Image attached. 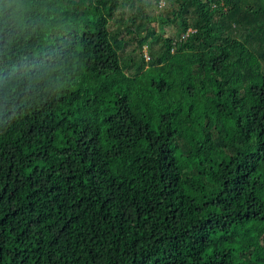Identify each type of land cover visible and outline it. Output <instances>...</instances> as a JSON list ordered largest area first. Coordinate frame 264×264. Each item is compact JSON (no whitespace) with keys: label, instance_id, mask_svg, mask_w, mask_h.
<instances>
[{"label":"trees","instance_id":"1","mask_svg":"<svg viewBox=\"0 0 264 264\" xmlns=\"http://www.w3.org/2000/svg\"><path fill=\"white\" fill-rule=\"evenodd\" d=\"M160 1L36 0L66 63L0 110V264H264V0Z\"/></svg>","mask_w":264,"mask_h":264},{"label":"clouds","instance_id":"2","mask_svg":"<svg viewBox=\"0 0 264 264\" xmlns=\"http://www.w3.org/2000/svg\"><path fill=\"white\" fill-rule=\"evenodd\" d=\"M61 27L36 0H0V110L61 79Z\"/></svg>","mask_w":264,"mask_h":264},{"label":"rangeland","instance_id":"3","mask_svg":"<svg viewBox=\"0 0 264 264\" xmlns=\"http://www.w3.org/2000/svg\"><path fill=\"white\" fill-rule=\"evenodd\" d=\"M132 6L133 7H130V4H127L122 10V14L116 16L118 21L110 26V30L114 34L122 32V29L120 28L121 22L136 13L137 8L140 7L138 0H134ZM140 9L143 10L142 8ZM146 15L149 16L151 20L148 27L154 28L157 35H162L165 39H176L177 27L174 21L170 22L172 20V15L170 14V10L167 8L165 0H161L158 5L152 3V9L146 10ZM168 20L169 22H167ZM136 25H138V22H136ZM134 32L137 33L136 27L134 28ZM144 34L145 33L143 31L141 35ZM153 48L155 51H158L159 45L155 43L153 44ZM121 56L125 61L130 58L133 64L132 67L140 62L141 57H143L146 61L148 60L146 48H144L142 52H139L136 41H132L130 44H128ZM124 70L127 74H132L134 71L133 68H124Z\"/></svg>","mask_w":264,"mask_h":264}]
</instances>
